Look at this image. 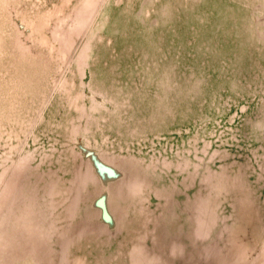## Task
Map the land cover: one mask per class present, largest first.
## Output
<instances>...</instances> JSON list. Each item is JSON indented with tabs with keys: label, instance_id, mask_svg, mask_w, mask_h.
<instances>
[{
	"label": "rangeland",
	"instance_id": "1",
	"mask_svg": "<svg viewBox=\"0 0 264 264\" xmlns=\"http://www.w3.org/2000/svg\"><path fill=\"white\" fill-rule=\"evenodd\" d=\"M0 264H264V0H0Z\"/></svg>",
	"mask_w": 264,
	"mask_h": 264
}]
</instances>
